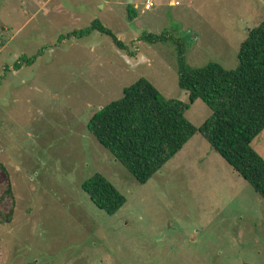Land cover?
Wrapping results in <instances>:
<instances>
[{
  "label": "rangeland",
  "instance_id": "374dc122",
  "mask_svg": "<svg viewBox=\"0 0 264 264\" xmlns=\"http://www.w3.org/2000/svg\"><path fill=\"white\" fill-rule=\"evenodd\" d=\"M151 2L0 0V196L14 197L0 264H264V200L199 134L141 185L87 129L142 78L187 103L180 58L234 70L264 22V0ZM94 20L125 50L78 36ZM23 59L34 61L15 71ZM185 116L200 127L211 111L197 100ZM251 146L264 159V131ZM96 173L126 199L113 216L82 191Z\"/></svg>",
  "mask_w": 264,
  "mask_h": 264
},
{
  "label": "trees",
  "instance_id": "16d2710c",
  "mask_svg": "<svg viewBox=\"0 0 264 264\" xmlns=\"http://www.w3.org/2000/svg\"><path fill=\"white\" fill-rule=\"evenodd\" d=\"M93 31L108 36L118 49L125 50L124 44L97 20L77 34L83 37ZM141 40L153 43L166 38L148 34ZM33 61L23 59L13 69L17 71ZM178 86L186 92L187 103L164 98L142 78L125 88L121 99L97 111L87 129L141 185L147 184L199 134L264 200V159L251 146L264 131V22L251 30L241 44L234 70L217 63L190 69L180 58ZM197 100L211 111L200 127L193 126L185 116ZM0 169L5 172L2 164ZM82 191L109 216L126 203L125 197L99 173L83 182ZM7 199L12 204L5 211ZM13 217L14 197L8 187L0 196V226L10 224Z\"/></svg>",
  "mask_w": 264,
  "mask_h": 264
},
{
  "label": "built area",
  "instance_id": "2783aa9c",
  "mask_svg": "<svg viewBox=\"0 0 264 264\" xmlns=\"http://www.w3.org/2000/svg\"><path fill=\"white\" fill-rule=\"evenodd\" d=\"M146 4H147L149 7H151V6H152V2H151V0H146Z\"/></svg>",
  "mask_w": 264,
  "mask_h": 264
}]
</instances>
